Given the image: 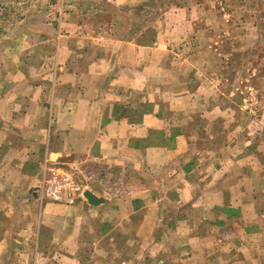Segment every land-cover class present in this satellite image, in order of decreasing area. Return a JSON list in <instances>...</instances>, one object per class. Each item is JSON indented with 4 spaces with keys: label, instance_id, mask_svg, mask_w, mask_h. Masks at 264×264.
I'll return each instance as SVG.
<instances>
[{
    "label": "crops",
    "instance_id": "1",
    "mask_svg": "<svg viewBox=\"0 0 264 264\" xmlns=\"http://www.w3.org/2000/svg\"><path fill=\"white\" fill-rule=\"evenodd\" d=\"M76 1L63 27L97 56L61 36L47 95L0 96V264H264V0ZM86 162L126 192L81 185ZM48 167L83 197L42 200Z\"/></svg>",
    "mask_w": 264,
    "mask_h": 264
},
{
    "label": "rangeland",
    "instance_id": "2",
    "mask_svg": "<svg viewBox=\"0 0 264 264\" xmlns=\"http://www.w3.org/2000/svg\"><path fill=\"white\" fill-rule=\"evenodd\" d=\"M65 2V0H0V96L11 85H21L24 88L23 95L27 94L29 96L36 88L46 84L44 82H49V85L43 88L44 93L47 95L52 90L51 80L54 79L52 76L53 58L56 56L60 58L63 54L59 48L61 36L64 38L65 36H71L70 41H68V38H65L64 41L70 47H81V49L74 50L72 55V59L78 63L79 70L82 69L84 60L93 57H90L92 55L89 53L90 51L97 56V52L94 53L93 47L98 41L87 40L84 36L74 39L73 33L69 31L67 25L63 27V23H65L63 19L69 23L66 15L69 14L70 9H67V7L73 5V3H70L71 0H68V3ZM76 2L80 5L82 1L77 0ZM236 4L238 5V3L233 5L228 0H219L218 11L222 15H228L229 12L235 10ZM158 5H161V3ZM209 7V3L204 4L202 8L204 16H208L212 11L209 10ZM147 12L149 10L143 13V18L148 15ZM87 14L91 15L92 13L88 12ZM76 17H80L82 25L85 24L83 21L84 16L79 14ZM210 22L211 19L208 18V23ZM217 22L225 31L228 30L227 23L222 19ZM152 26H155V21ZM234 30L237 29L234 28ZM84 47H86L85 51H83ZM46 76H48V80L43 79ZM82 167L83 171H79L77 174L81 185L89 184L101 187L107 194L114 193L115 190L112 189H115L114 186L117 185L116 194L120 190L126 192L127 188L122 186L123 181L121 179L127 182V175L120 177L116 173L117 178L120 177L118 181L115 179L113 171L104 176L101 173L100 166H91L86 162L82 164Z\"/></svg>",
    "mask_w": 264,
    "mask_h": 264
},
{
    "label": "built area",
    "instance_id": "3",
    "mask_svg": "<svg viewBox=\"0 0 264 264\" xmlns=\"http://www.w3.org/2000/svg\"><path fill=\"white\" fill-rule=\"evenodd\" d=\"M40 186L42 200L74 205L78 197H83L82 189L68 172L47 168Z\"/></svg>",
    "mask_w": 264,
    "mask_h": 264
},
{
    "label": "water",
    "instance_id": "4",
    "mask_svg": "<svg viewBox=\"0 0 264 264\" xmlns=\"http://www.w3.org/2000/svg\"><path fill=\"white\" fill-rule=\"evenodd\" d=\"M84 196L88 199V202L91 205H98V204H101L104 201L103 199L98 198L95 194H93L90 191H86L84 193Z\"/></svg>",
    "mask_w": 264,
    "mask_h": 264
}]
</instances>
